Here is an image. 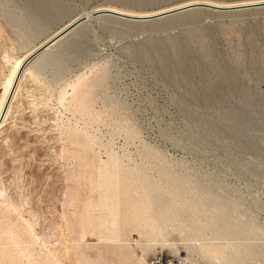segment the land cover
<instances>
[{
    "label": "rangeland",
    "instance_id": "rangeland-1",
    "mask_svg": "<svg viewBox=\"0 0 264 264\" xmlns=\"http://www.w3.org/2000/svg\"><path fill=\"white\" fill-rule=\"evenodd\" d=\"M183 1L0 0V264H264V9L97 16L19 79L83 11Z\"/></svg>",
    "mask_w": 264,
    "mask_h": 264
},
{
    "label": "bare ground",
    "instance_id": "bare-ground-1",
    "mask_svg": "<svg viewBox=\"0 0 264 264\" xmlns=\"http://www.w3.org/2000/svg\"><path fill=\"white\" fill-rule=\"evenodd\" d=\"M260 2H264V0H239V1H230V2H219V1H215V0H185V1L180 2V3L172 4L169 6H164L162 8H159L156 10H151V11H138V10H132V9H128V8L116 7L113 5H101V6L97 7V9H93L90 11H83V12L79 13L77 16H75L73 19H71L65 25L69 24L71 21L75 20L76 18H78L82 15H85L88 17V16H90L92 11H100L103 9H110V10L117 11L120 13H126L129 15H135V16H139V17H148V16L158 15L161 13L172 11L174 9L186 7V6L193 5V4H199V3H207V4L215 5L217 7L229 8V7H235V6L250 5V4H255V3H260ZM65 25H63L62 27H64ZM61 28H59L58 30H60ZM58 30L51 33L44 41H42L39 45L35 46L25 56L21 57L17 61L18 62L17 72H18L20 67H23L21 72H20L19 79H21V77L29 71L30 66L32 65V63L28 62L29 57L34 53V51L36 49H38L47 39H49L52 35H54ZM18 86H19V81L17 80L15 82V78H14V81L11 84V86L9 87V90L7 92V95L5 98L6 100H5L4 104H2V107L0 109V129H2L6 125V117L10 111L11 103L16 96ZM90 99H91L90 92H89L88 96L76 95V101L79 104H81L82 108H89L90 107V104H87V100H90ZM3 112H4V115H3ZM20 135H19V137H20ZM3 143H5V142H3ZM25 151H27V150H25ZM140 191H141L142 196H144V198L147 200V203L149 206H152L156 202V193H154V189L152 187H150L147 183H145V185L140 189ZM136 208L137 207H135L134 209H136ZM144 208H145V211L147 213L146 219L147 220L148 219L149 220L154 219V215H152L151 212L153 211V209L155 207H144ZM161 208H162L161 209L162 215L165 217L174 216L178 213V208L173 207V205H169L168 207H161Z\"/></svg>",
    "mask_w": 264,
    "mask_h": 264
},
{
    "label": "water",
    "instance_id": "water-1",
    "mask_svg": "<svg viewBox=\"0 0 264 264\" xmlns=\"http://www.w3.org/2000/svg\"><path fill=\"white\" fill-rule=\"evenodd\" d=\"M252 9H264V2L244 5V6L229 7V8L217 7L215 5H211L207 3H199V4H193V5H189L186 7L174 9L172 11H168V12L161 13L158 15L148 16V17H139L135 15H129L126 13H120V12L113 11L110 9L92 11L90 16L87 17L85 15H82L76 18L75 20L71 21L69 24L62 27L60 30H58L54 35H52L38 49L34 51V53L29 57L28 62L34 63L41 56H43L50 48L58 44L60 41L64 40L68 35L74 33L80 26L85 24L87 20L95 18L97 16H109V17L117 18L119 20L126 21V22H132L135 24H146V23H151V22H159L166 18H171L179 14H183V13L194 11V10H210L214 12H232V11H244V10H252ZM22 68L23 67H21V70Z\"/></svg>",
    "mask_w": 264,
    "mask_h": 264
}]
</instances>
